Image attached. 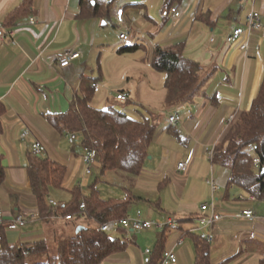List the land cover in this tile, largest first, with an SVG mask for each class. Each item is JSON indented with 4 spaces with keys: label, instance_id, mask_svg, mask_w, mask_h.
I'll return each mask as SVG.
<instances>
[{
    "label": "crops",
    "instance_id": "crops-1",
    "mask_svg": "<svg viewBox=\"0 0 264 264\" xmlns=\"http://www.w3.org/2000/svg\"><path fill=\"white\" fill-rule=\"evenodd\" d=\"M94 1L104 2L105 11L98 16L83 18L82 0H34L32 10L16 26L8 28L5 26L6 19L22 6L24 0H0V102L7 109L2 117L3 133L0 135V154L6 169V178L0 185V210L6 220V226L2 228L6 240L11 246L42 241L55 244L77 234L82 220L75 216L71 221L63 217H40L29 173L32 145L41 142L46 147L42 157L67 168L63 186L50 192L49 200H54L60 207L72 201L74 188L79 187L85 195H89L93 185L100 182L99 178L89 182L92 174H85L83 156L87 148L82 136L74 132L77 133V141L71 144L65 131L52 125L50 117L69 111L79 94L83 78L94 77L89 66L92 60L98 57V65L102 66L100 78H104L102 69L106 60L112 54L117 55L116 59L124 57L126 53H120V49L114 48L112 54L108 52L111 39L106 30L110 24L117 25L116 10L124 9V30L138 27L139 33L149 36L139 38L135 45L140 46L139 51L145 52V60L151 67L155 48L184 44L185 57L198 62L203 68L201 77L205 82L198 96L188 104L177 105L182 107V115L167 113L168 119L173 114L181 116L182 123L174 128L180 132L182 140L169 130L168 122V126H162V142L154 145L155 139L150 148L147 161L154 160L155 156L158 159L156 168L160 175L156 180H159V187L164 190L174 183L178 193L184 195L185 187L180 182L189 184L196 164L201 162L203 165L207 161L211 166V178L207 183L214 180L219 187L217 192H213L212 200L221 192L218 199L222 201L223 208L217 205L215 198L216 208L217 212L225 213V218L214 228L215 242L211 246L216 243L219 246L213 250L210 247L211 261L214 262L212 256L222 245L226 247L234 240L236 251L215 264H259L264 255V201L241 200L245 192L237 187H228L229 172L214 165L208 152L223 144L231 128L229 118L233 115L239 117L248 111L260 91L264 80V28L252 31L237 43H228L227 38L236 28L244 26L253 10L262 14L264 23V0H181L174 6L182 12L178 19L167 13V0ZM32 18L37 19L35 24L31 23ZM245 42L249 43L247 51L241 49ZM68 50H75L81 55L70 67L59 69L48 65L50 56ZM165 83L166 79L165 93L160 98L156 97L164 104L160 110L167 105ZM120 92L128 93L133 102L131 91L123 89ZM142 106L145 107L144 104ZM25 134L28 135L23 138ZM183 162L191 164L189 174L178 170V165ZM217 166L220 172L215 170ZM99 168L105 176L106 173ZM162 171H165L164 181ZM81 182L84 185L89 182L87 190ZM136 197L140 199L137 202L143 200ZM145 201L156 212L165 214L154 222L166 223L171 218L166 214L167 204L162 196L159 200ZM204 204L207 203L201 206ZM201 206L186 219L185 208H179L183 212V216H177L179 226L169 229L166 234L157 228L140 232L124 229L128 249L103 264H148L156 256L161 240L164 241L159 251H174L177 264L185 261L187 241L192 243L189 254L194 251L196 257L195 238L199 237L200 231L194 223L202 215ZM245 210H253L257 219L249 221L243 218L241 214ZM19 215L27 216V224L19 230L8 228L10 221ZM129 216L132 217L130 212ZM148 250L151 251L149 255L146 254Z\"/></svg>",
    "mask_w": 264,
    "mask_h": 264
},
{
    "label": "trees",
    "instance_id": "trees-1",
    "mask_svg": "<svg viewBox=\"0 0 264 264\" xmlns=\"http://www.w3.org/2000/svg\"><path fill=\"white\" fill-rule=\"evenodd\" d=\"M34 0H24L22 6L8 16L5 26L12 28L32 10ZM181 0H167L166 10L170 14L176 3ZM82 17L98 16L105 11L104 2L82 0ZM184 44L153 51L151 64L153 69L166 75L165 89L167 105H183L193 101L201 92L203 68L201 64L184 55ZM140 46L134 45L120 49V53L138 52ZM99 78L85 76L79 94L65 114L51 116L52 125L60 131L77 132L83 138L86 148L98 153V165L102 173L119 171L132 177H140L150 156V148L158 134V125L152 116L142 115L134 119L113 107L98 109L94 106ZM127 101L126 103H130ZM6 106L0 102V135L3 133L2 117ZM169 130L182 140L180 132L174 126ZM258 146V155L262 159L259 170L252 168V156L248 149ZM214 165L221 166L229 172L228 187H237L264 201V80L260 91L248 111L243 112L233 124L222 145L215 150ZM67 172L66 166L42 156L31 154L29 173L33 194L37 197L42 219H51L55 214L50 204V192L61 188ZM6 178L3 156L0 154V185ZM98 184V182L96 183ZM94 184L89 195L79 187L72 191L73 199L56 213L62 216L73 215L81 221L82 231L74 237L58 240L55 243L56 254L50 253L47 241L33 244L11 246L6 240L0 245V264H103L106 260L126 252L128 242L124 240V229L114 232H102L100 227L110 221H120L129 216L131 206L140 199L130 190L124 198L104 199ZM81 200L86 202V210L76 207ZM171 229L163 231V234ZM164 240L159 242L160 250ZM161 243V244H160ZM199 237L195 238L196 264H215L210 258V247ZM157 251L148 264H161L164 251ZM42 256L46 259L40 260ZM224 262L221 264H228ZM259 264H264V255Z\"/></svg>",
    "mask_w": 264,
    "mask_h": 264
},
{
    "label": "rangeland",
    "instance_id": "rangeland-1",
    "mask_svg": "<svg viewBox=\"0 0 264 264\" xmlns=\"http://www.w3.org/2000/svg\"><path fill=\"white\" fill-rule=\"evenodd\" d=\"M134 29L135 30L130 28V39L128 41H123L120 38L121 32L117 25L110 24L106 27L109 35L108 37L111 39V47L108 52L112 54L114 48L117 50L134 46L139 38L144 39L145 37H149L148 34L139 33L138 27ZM104 56H106L105 52ZM115 56L117 55L112 54L108 60L105 59L106 62L102 69L104 78H100L101 72L99 70L102 66L98 65V57L95 60H92L91 65H89L91 73L93 72L95 79L98 77L100 78L93 104L98 109H108L113 107L134 119H140L142 115L152 116L153 121L158 125L159 129L158 136L154 143V145H157L161 140L160 135L163 131L162 126H168L167 113L169 115L170 113L177 112L182 115V107H177V105L176 107L166 105L163 108L164 110H160L164 104L162 101H157L156 97L159 96L160 98L163 95L164 80L166 77L165 74L154 71V69L148 64V60H145L144 51L123 54L124 57L122 59H116L118 57ZM142 58L144 60H142ZM123 89L131 91L133 102L126 103L117 99V94ZM142 104H144L145 107H143ZM163 113L166 114L164 115ZM157 165L158 159L155 156L154 160L147 161L143 175L140 177H132L119 171H108L105 176H102L99 168L100 166L96 164L93 174L88 180L92 183L96 178L100 179V182L97 184V189L101 192L104 199L124 198L127 194L126 190H130L135 196L141 197L143 200L136 202L131 206L130 215L136 217L138 211H140L141 218L147 220L151 219L157 221V218L165 217V214L156 212L155 209L145 201L147 199L155 201L159 200L162 196V199L167 204L166 208L168 213L166 214L179 221L180 219L177 218V216H183V214H181L182 210H179V208H185L186 219L190 217V215L196 213L202 203H211L213 191L211 185L207 183V180L211 178V166L207 161H205L203 165L201 162L196 164L194 170H192L193 173L189 184L186 181L185 183H182L183 181L180 182L181 185L185 187L184 195L180 192L178 193L177 186L174 183L169 184L164 190L159 187V180H156L157 176L160 175V172L156 168ZM215 170L220 172L218 166L215 167ZM164 172L165 171H162V181L166 178ZM88 183H85L84 185L81 182V185L87 190ZM221 194L222 193L219 192L215 198L218 200L217 205L220 208H223L222 201L218 199L221 198ZM242 194L245 198L249 199V196L246 195L247 193ZM69 224L71 225V223ZM195 224L196 223H194V225ZM71 226L73 227L74 224ZM200 233L201 232H199V234ZM233 241L234 240H232L226 247L222 245L220 250L213 254L212 260L215 263L223 261L225 257L236 251L235 242ZM187 243L188 245L186 244L185 246V261L180 264H196L194 251L192 253L190 252V254L188 252L189 247H192L190 245L192 243L190 241H187ZM214 245V247L211 246L212 250L219 246L217 243ZM50 253L52 255L56 254L55 244H50ZM44 259H46V256L40 258V260Z\"/></svg>",
    "mask_w": 264,
    "mask_h": 264
},
{
    "label": "built area",
    "instance_id": "built-area-1",
    "mask_svg": "<svg viewBox=\"0 0 264 264\" xmlns=\"http://www.w3.org/2000/svg\"><path fill=\"white\" fill-rule=\"evenodd\" d=\"M108 0H105L107 2ZM124 9H118L116 10V18H117V25L121 30L120 38L123 41H128L130 39V30H124L126 26V21H125V16H124ZM171 14L174 18H181L182 12L177 9L173 8L171 10ZM37 22V19L32 18L31 23L35 24ZM264 28V23H263V16L259 11L253 10L251 11L247 18L246 22L243 27L236 28L233 33L227 38L228 43H237L238 41L241 40V38L245 35H249L252 31H261ZM249 46L248 42H245L242 44L241 49L243 51H247ZM80 53L75 51V50H68L64 52L57 53L53 56H50L48 59L51 60L49 62V66L51 68H59V69H65L68 68L72 65L73 61L77 60L80 58ZM117 99L122 102H127L129 101L130 95L125 92H120L117 94ZM238 116L233 115L229 118L228 120V125L232 126L238 121ZM168 122L172 126H177L182 123V118L179 114H173L169 116ZM66 137L68 138L69 142L71 144H75L77 141V133L70 132V131H65L64 132ZM28 134H25L23 136L26 137ZM215 150L216 147H214L212 150L208 152L209 159L211 162H213L214 157H215ZM46 152V147L41 143V142H35L32 145V154L34 156H42ZM249 154L252 156V168L254 170H259L262 165V159L258 155V146L252 145L248 149ZM83 163L85 165V174L86 175H91L93 174L94 167L96 164H98V153L95 149H86V154L83 156ZM178 170L185 173L189 174L191 172V164L188 163H180L178 165ZM212 187H213V192H217L219 190V187L217 186L216 182L214 180H209L208 181ZM241 200H247L245 197H241ZM250 201L256 202L258 201L257 197L254 195H249ZM50 204L54 207L55 214L53 215V218H58L62 219V217L68 221H71L74 219L73 215H68V216H61L56 213L58 209L60 208L59 204L56 203L54 200H50ZM79 208L81 211L86 210V202L82 200L79 202L76 206ZM211 211V214L209 215L208 212ZM201 212L202 215L198 216L196 218V229L200 231L201 233L199 234V238L202 241H205L209 244H213L215 242V233H214V228L215 226L221 222L225 216L222 213L217 212L216 208V199L213 198L211 203H207L201 206ZM243 218L249 220V221H255L257 219L256 214L253 210H245L241 214ZM28 222V218L25 215H19L10 223L7 225L8 228L14 229V230H19L22 229ZM6 226V220L4 217V213L0 210V229L5 228ZM179 226V221L174 219V218H169L166 223H156L151 220L147 219H142L141 218V213L138 212V215L136 217H130L128 216L127 218L120 220V221H110L108 223L103 224L100 227V230L102 232H114L118 230L119 228H123L125 230L133 231V232H140V231H145V230H150L152 228H157L161 231H164L168 228H176ZM4 240L3 234H0V245ZM147 255L151 254V251L146 252ZM178 258L175 254L174 251H166L163 255V260L161 264H177Z\"/></svg>",
    "mask_w": 264,
    "mask_h": 264
},
{
    "label": "water",
    "instance_id": "water-1",
    "mask_svg": "<svg viewBox=\"0 0 264 264\" xmlns=\"http://www.w3.org/2000/svg\"><path fill=\"white\" fill-rule=\"evenodd\" d=\"M83 229H84V227H82V226L78 227V229H77V233H79V232L82 231Z\"/></svg>",
    "mask_w": 264,
    "mask_h": 264
}]
</instances>
